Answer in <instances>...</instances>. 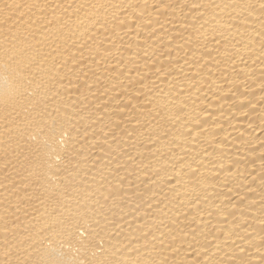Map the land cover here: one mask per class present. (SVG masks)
Wrapping results in <instances>:
<instances>
[{
	"label": "bare ground",
	"instance_id": "6f19581e",
	"mask_svg": "<svg viewBox=\"0 0 264 264\" xmlns=\"http://www.w3.org/2000/svg\"><path fill=\"white\" fill-rule=\"evenodd\" d=\"M0 264H264V0H0Z\"/></svg>",
	"mask_w": 264,
	"mask_h": 264
}]
</instances>
